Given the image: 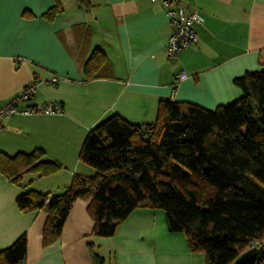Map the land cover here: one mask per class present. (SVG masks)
I'll return each instance as SVG.
<instances>
[{
  "label": "crops",
  "instance_id": "obj_1",
  "mask_svg": "<svg viewBox=\"0 0 264 264\" xmlns=\"http://www.w3.org/2000/svg\"><path fill=\"white\" fill-rule=\"evenodd\" d=\"M197 10V43L169 59L172 31L165 9L150 0H0V106L31 81L40 83L29 105L58 103V114L13 115L0 122V152L9 156L42 150L61 167L51 175L27 174L17 186L0 174V251L26 235V264H203L183 233L167 228L164 211L138 207L111 237L93 234L89 200L76 199L54 243L43 246L45 209L21 212L26 189L58 194L74 174L94 170L79 152L87 133L117 115L149 124L161 104L192 103L208 110L241 97L234 79L264 68V0H179ZM49 21L43 14L55 4ZM111 65L107 76L83 80L82 65L94 49ZM185 79L176 82V76ZM55 80V81H53ZM34 179L29 183L31 179Z\"/></svg>",
  "mask_w": 264,
  "mask_h": 264
},
{
  "label": "trees",
  "instance_id": "obj_2",
  "mask_svg": "<svg viewBox=\"0 0 264 264\" xmlns=\"http://www.w3.org/2000/svg\"><path fill=\"white\" fill-rule=\"evenodd\" d=\"M75 1L90 7L88 0ZM59 10L56 3L43 17L51 21ZM110 69L96 48L82 65L83 80ZM234 83L241 97L214 110L167 101L153 123L113 115L92 128L79 152L92 175L74 174L58 194L26 189L16 200L21 212L46 210L43 246L57 241L80 198L89 200L96 236L111 237L133 210L149 207L164 211L169 232L183 233L203 264H264V248L246 253L251 243L255 248L264 241V68ZM60 167L44 160L42 150L0 152V174L17 186L27 174L41 178ZM26 252L22 234L0 251V264H21ZM91 255L93 264H102L101 256Z\"/></svg>",
  "mask_w": 264,
  "mask_h": 264
},
{
  "label": "built area",
  "instance_id": "obj_3",
  "mask_svg": "<svg viewBox=\"0 0 264 264\" xmlns=\"http://www.w3.org/2000/svg\"><path fill=\"white\" fill-rule=\"evenodd\" d=\"M160 4L165 9L172 31L168 36L165 46L166 55L169 59H176L186 48L197 43L196 27L202 23V16L197 10L187 12L179 0H150ZM187 75L180 73L176 76V82L185 79ZM55 81V80H53ZM40 81L33 80L28 83L20 93L8 103L0 106V122L3 118L13 115H35V114H58L62 107L58 103L45 105H29V101ZM257 242L251 243V247ZM21 264H26L25 262Z\"/></svg>",
  "mask_w": 264,
  "mask_h": 264
},
{
  "label": "rangeland",
  "instance_id": "obj_4",
  "mask_svg": "<svg viewBox=\"0 0 264 264\" xmlns=\"http://www.w3.org/2000/svg\"><path fill=\"white\" fill-rule=\"evenodd\" d=\"M262 248H264V241H262V243L255 248L249 247V249L246 251V253L255 252V251L260 250Z\"/></svg>",
  "mask_w": 264,
  "mask_h": 264
}]
</instances>
